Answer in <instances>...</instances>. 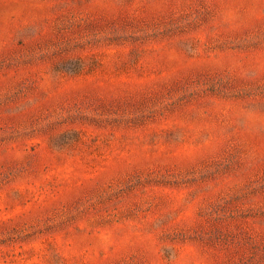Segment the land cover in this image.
<instances>
[{
	"label": "rangeland",
	"instance_id": "rangeland-1",
	"mask_svg": "<svg viewBox=\"0 0 264 264\" xmlns=\"http://www.w3.org/2000/svg\"><path fill=\"white\" fill-rule=\"evenodd\" d=\"M0 264H264V0H0Z\"/></svg>",
	"mask_w": 264,
	"mask_h": 264
}]
</instances>
